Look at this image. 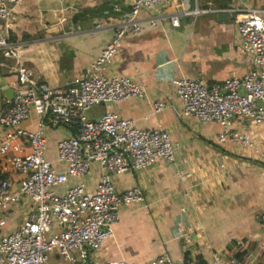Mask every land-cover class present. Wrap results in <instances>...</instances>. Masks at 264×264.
Listing matches in <instances>:
<instances>
[{
	"label": "crops",
	"instance_id": "obj_1",
	"mask_svg": "<svg viewBox=\"0 0 264 264\" xmlns=\"http://www.w3.org/2000/svg\"><path fill=\"white\" fill-rule=\"evenodd\" d=\"M250 8L264 9V0H170L167 7L143 11L141 17L183 12L179 28L166 18L122 39L107 75L133 79L146 96L112 104L109 110L135 120L141 129L169 131L178 164L161 161L138 173L114 176L119 192L140 186L145 201L122 207L114 237L91 255L94 264H148L164 253L178 264H211L216 255L229 259L248 250L261 252L257 216L264 213V164L252 150L219 143V124L180 116L183 104L172 86L175 78L215 84L245 75L251 60L239 48L241 14L233 11ZM130 10L129 0H23L10 27L2 25L1 30L20 45L19 60L37 80L60 87L88 71ZM3 61L0 54V103L14 97L17 83L14 65ZM156 101L167 105L160 113L153 111ZM105 111L96 107L91 119ZM38 125L33 114L23 128L34 132ZM233 128L264 148V125L236 117ZM70 136L66 128L47 131V158L61 170L57 146ZM100 175L95 166L56 190L63 194L69 186L85 184L93 191ZM31 210L24 198L8 214L7 231L16 230Z\"/></svg>",
	"mask_w": 264,
	"mask_h": 264
},
{
	"label": "built area",
	"instance_id": "obj_2",
	"mask_svg": "<svg viewBox=\"0 0 264 264\" xmlns=\"http://www.w3.org/2000/svg\"><path fill=\"white\" fill-rule=\"evenodd\" d=\"M22 2L0 0V54L3 64L12 62L17 77L14 97L0 103V176L4 177L0 182V264H49L54 259L58 264H94L91 255L114 237L122 207L145 201L140 186L119 192L114 176L138 173L161 161L178 164L169 131L160 127L141 129L135 120L109 110L112 104L144 98L146 92L129 77H109L107 69L127 34H137L145 25L155 26L166 18L179 28L183 12L143 18V11L167 7L170 0H129L130 13L88 71L65 86L52 87L37 80L34 71L21 64L20 45L1 30L2 25L10 27L12 15ZM233 12L241 14L239 48L251 60L248 72L215 84L175 78L172 86L183 104L180 116L219 124V143L231 142L252 150L264 164V148L246 132L233 128L236 117L264 125V9ZM100 106L106 111L98 119H91V111ZM166 106L156 101L152 108L160 113ZM33 114L39 125L30 132L23 123ZM55 128L71 133L57 146L62 170L46 155L47 131ZM95 166L101 175L93 191L85 184H76L63 194L57 192L70 179L91 173ZM13 174L20 179L15 180ZM24 198L31 202L32 210L16 230L8 232L7 216ZM257 219L262 231L261 252L248 250L241 258L229 259L216 255L211 264H264V213ZM239 244L243 245L242 241ZM148 264L178 263L164 253Z\"/></svg>",
	"mask_w": 264,
	"mask_h": 264
},
{
	"label": "rangeland",
	"instance_id": "obj_3",
	"mask_svg": "<svg viewBox=\"0 0 264 264\" xmlns=\"http://www.w3.org/2000/svg\"><path fill=\"white\" fill-rule=\"evenodd\" d=\"M52 149H50V151H51ZM52 152V151H51ZM53 155L54 156H56L55 154H54V152H53ZM49 264H58V262L54 259V260H52Z\"/></svg>",
	"mask_w": 264,
	"mask_h": 264
},
{
	"label": "trees",
	"instance_id": "obj_4",
	"mask_svg": "<svg viewBox=\"0 0 264 264\" xmlns=\"http://www.w3.org/2000/svg\"><path fill=\"white\" fill-rule=\"evenodd\" d=\"M220 148V147H219ZM224 153H228V152H224ZM4 179V177L3 176H0V182L2 181ZM243 256V254H241V255H239V256H237L238 258H241Z\"/></svg>",
	"mask_w": 264,
	"mask_h": 264
}]
</instances>
